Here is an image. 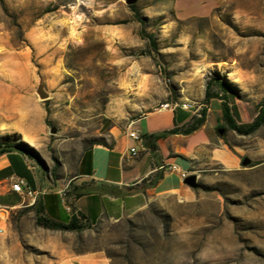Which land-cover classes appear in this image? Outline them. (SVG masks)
<instances>
[{
    "label": "rangeland",
    "instance_id": "374dc122",
    "mask_svg": "<svg viewBox=\"0 0 264 264\" xmlns=\"http://www.w3.org/2000/svg\"><path fill=\"white\" fill-rule=\"evenodd\" d=\"M135 9L142 23L125 0H0V138L25 143L48 176L68 179L93 140L163 103L204 104L197 79L224 81L235 118L256 117L264 0H137ZM226 135L250 164L197 162L192 200L151 197L118 220L49 237L32 233L39 226L24 211L10 218L14 237H0V264H59L66 250L109 264H264V124Z\"/></svg>",
    "mask_w": 264,
    "mask_h": 264
},
{
    "label": "crops",
    "instance_id": "0c3cea01",
    "mask_svg": "<svg viewBox=\"0 0 264 264\" xmlns=\"http://www.w3.org/2000/svg\"><path fill=\"white\" fill-rule=\"evenodd\" d=\"M196 84H200V99L204 104L195 110L155 109L143 113L124 128H111L109 139L104 138V143L94 144L79 154L74 172L68 179L48 176L26 154L17 151L1 154L0 237L3 240L14 237L9 229L10 218L24 211L32 215L35 223L38 209L39 214L46 219L61 225L68 224L71 213L65 209L64 201L79 212L88 225H94L103 218L118 220L137 211L146 206L151 197L176 196L182 200H192L195 189L184 183L179 172L160 169L163 165H175L188 176H198L194 166L197 162L218 165L227 170L237 169L242 164L243 155L226 134L234 140L242 135L232 130L218 133L224 125L222 100L211 98L205 101L206 83L197 79ZM200 106L205 107V118L193 132L144 139V135L152 136L186 127L194 118H199L200 115L196 113ZM231 109L233 113H240L237 104L232 105ZM233 117L237 123L252 121L249 109L240 116V120L234 114ZM130 131L137 132L142 142L138 143L129 138ZM132 147L136 148L135 156L130 154ZM28 171L31 172V179L25 177ZM17 178L25 179L36 191L37 198L33 204L11 190V185ZM48 182L59 186L52 190L46 184ZM80 192L83 194L76 197ZM61 231L64 230L39 226L32 233L49 237L53 232ZM32 233L28 231L26 235L31 238ZM17 244L16 248L21 251L20 240H17ZM65 253V258L59 264H109L108 260L98 255H69L68 250Z\"/></svg>",
    "mask_w": 264,
    "mask_h": 264
},
{
    "label": "trees",
    "instance_id": "16d2710c",
    "mask_svg": "<svg viewBox=\"0 0 264 264\" xmlns=\"http://www.w3.org/2000/svg\"><path fill=\"white\" fill-rule=\"evenodd\" d=\"M130 9L133 11L135 19L142 23L143 19L140 17L139 12L135 9V5L129 6ZM125 21L118 22V24H124ZM150 48L153 50H157L156 42L153 38V36L145 34ZM214 87L217 89L214 90ZM228 85L218 79L216 76L210 77L205 84V101H208L211 98H219L222 100V112H223V121L224 125L220 127V129H223L224 132L226 130H232L236 132L239 135L242 136H248L253 134L255 131H257L263 124H264V97L261 101V103L258 106V112L256 117L249 123H237L236 120L233 117V112L231 107L228 103ZM199 118H194L192 122L186 125V127L179 129L174 128L169 131L162 132L160 134L156 135H144V139L147 140L150 137L153 138H159V137H165L168 134H174V133H184L189 134L196 130L204 121L205 118V109H202ZM223 132V133H224ZM104 143L103 139H97L93 140L91 142V145ZM12 151H17L23 154H26L32 158H35L34 155L31 153V149L23 142H13L10 140V136H2L0 138V155L4 153H9ZM83 193H77L76 197L81 196ZM75 210V209H73ZM80 217V218H78ZM36 224L38 226L51 229V230H64V231H70V232H81L84 229L88 228L89 225L85 222V218L78 212V214H71L70 222L66 225H61L58 223H55L49 219H46L45 217L41 216L39 214V210L36 209Z\"/></svg>",
    "mask_w": 264,
    "mask_h": 264
},
{
    "label": "built area",
    "instance_id": "2783aa9c",
    "mask_svg": "<svg viewBox=\"0 0 264 264\" xmlns=\"http://www.w3.org/2000/svg\"><path fill=\"white\" fill-rule=\"evenodd\" d=\"M176 108H181L183 110H195L194 106H190V102H174V103H163L161 104L156 110H166V109H171L174 110ZM129 138L134 140L135 142L141 143L142 138L141 136L135 132V131H130L128 133ZM130 154L132 156H135L137 154L136 148L132 147L130 149ZM160 169L162 170H168L172 172H179L181 177L185 179L188 175L186 173L180 172L177 166L175 165H169V166H161ZM11 190L19 195H21L24 199L30 200V202L33 204L36 201L37 198V193L35 190H33L28 182L23 179V178H17L11 185ZM67 211L71 212V214H78L77 211L73 210L71 207H67ZM80 218V217H78Z\"/></svg>",
    "mask_w": 264,
    "mask_h": 264
},
{
    "label": "water",
    "instance_id": "95a60500",
    "mask_svg": "<svg viewBox=\"0 0 264 264\" xmlns=\"http://www.w3.org/2000/svg\"><path fill=\"white\" fill-rule=\"evenodd\" d=\"M137 2V0H125V3L127 6H132L135 5ZM37 94L39 95V98L41 100H47L48 99V93L44 90L42 85H39L37 90H36ZM108 123L104 126V129L107 127ZM103 129V130H104ZM52 134L56 132V130L54 128L51 129L50 131ZM224 130L223 129H219L218 133L219 134H223ZM148 145V143H147ZM250 164V160L248 159H243L242 161V165L243 166H248ZM184 183L189 186L190 188L193 189H197L200 188L201 185L198 183L197 181V176L196 175H189L184 179Z\"/></svg>",
    "mask_w": 264,
    "mask_h": 264
}]
</instances>
